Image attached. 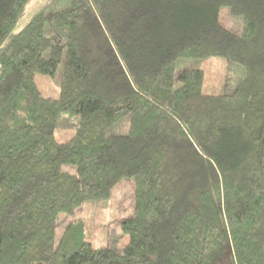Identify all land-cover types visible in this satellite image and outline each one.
Wrapping results in <instances>:
<instances>
[{
  "label": "trees",
  "instance_id": "16d2710c",
  "mask_svg": "<svg viewBox=\"0 0 264 264\" xmlns=\"http://www.w3.org/2000/svg\"><path fill=\"white\" fill-rule=\"evenodd\" d=\"M56 1L0 0V264H264V0ZM209 56L244 68L232 92H204L202 68L176 73ZM60 67V95L45 96L36 74ZM62 112L78 117L66 141ZM125 178L121 250L95 246L80 218L57 240L61 213Z\"/></svg>",
  "mask_w": 264,
  "mask_h": 264
},
{
  "label": "rangeland",
  "instance_id": "374dc122",
  "mask_svg": "<svg viewBox=\"0 0 264 264\" xmlns=\"http://www.w3.org/2000/svg\"><path fill=\"white\" fill-rule=\"evenodd\" d=\"M68 0L53 3L51 11L66 5ZM31 10L29 11L30 14ZM221 21L236 33H240L243 25L241 16L233 14L229 6L220 9ZM48 29L51 31L49 32ZM47 33L53 35L54 40L64 42L67 29H55L47 24ZM185 67L202 68L205 72L203 91L212 94L229 93L234 90L244 77V68L236 62L223 56H209L205 58L181 57L176 63L178 74ZM61 67L56 75L43 73L36 74V82L45 96L58 97L60 95ZM78 117L66 112L60 113L56 124V138L59 141L68 140L75 132ZM129 126V117L123 118L108 130V134L126 133ZM64 170L76 172L73 165H63ZM135 185L134 180L125 178L119 181L111 191L108 198L89 200L75 209L73 214L61 213L57 221V240L60 239L67 223L73 218L83 220L86 228V237L95 246H111L116 250L127 244L129 236L121 228L124 219L134 215Z\"/></svg>",
  "mask_w": 264,
  "mask_h": 264
}]
</instances>
